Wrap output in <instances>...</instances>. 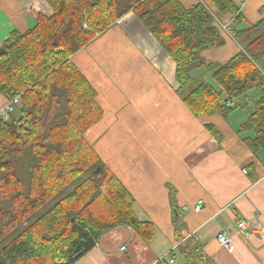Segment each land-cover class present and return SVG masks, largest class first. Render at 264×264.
<instances>
[{"label": "trees", "instance_id": "16d2710c", "mask_svg": "<svg viewBox=\"0 0 264 264\" xmlns=\"http://www.w3.org/2000/svg\"><path fill=\"white\" fill-rule=\"evenodd\" d=\"M43 1L53 14L13 31L0 54V95L18 99L21 114L0 118V264H75L119 226L153 240L154 225L136 217L134 196L86 138L104 112L94 86L71 61L130 12L175 61L178 93L196 117L228 119L248 107L241 101L249 93L259 94L239 133L252 134L244 142L253 152L264 151V22L232 33L242 50L224 64H205L199 56L222 43L218 19L245 21L233 0L192 7L179 0ZM202 69L211 71L219 90L196 83L192 72ZM182 255L187 264H203L194 241Z\"/></svg>", "mask_w": 264, "mask_h": 264}, {"label": "crops", "instance_id": "0c3cea01", "mask_svg": "<svg viewBox=\"0 0 264 264\" xmlns=\"http://www.w3.org/2000/svg\"><path fill=\"white\" fill-rule=\"evenodd\" d=\"M179 1L192 7L208 0ZM233 1L259 23L252 16L254 0ZM32 5L0 0V49L13 31L35 25ZM241 25L228 29L243 30ZM231 35L230 48L214 52L207 64H224L242 50ZM71 61L94 86L104 112L86 138L134 196L136 217L155 229L146 243L130 227H116L75 264H187L182 250L189 241L201 248L203 264H264V151L253 152L244 142L252 134L239 133L251 112L240 115L241 107L228 119L196 117L178 93L175 61L132 12ZM6 103L0 95V107ZM240 221L249 237L238 229ZM221 232L230 235L231 247L218 242Z\"/></svg>", "mask_w": 264, "mask_h": 264}, {"label": "rangeland", "instance_id": "374dc122", "mask_svg": "<svg viewBox=\"0 0 264 264\" xmlns=\"http://www.w3.org/2000/svg\"><path fill=\"white\" fill-rule=\"evenodd\" d=\"M32 1L34 2V5L31 6V9L34 12L33 13V16H34V19L35 20L37 19V16L39 14H45L47 16H50V15L53 14L52 11H51V9L48 7V5L43 0H32ZM206 4L209 5V2L206 1ZM254 4H255V6L252 8V11H253L252 16L255 15L254 16V20L256 22L258 21L259 23L262 22V21L264 22V17H263L264 16V0H254ZM214 13H216V15L218 17L222 18V16L220 15V13L217 12V10ZM244 19H245V21L243 23H241L242 24L241 26L244 29L249 28V27H251V26H253L255 24L250 19H248L245 15H244ZM219 23L221 25L229 26L231 29H234L235 28L234 25L239 24V23H235L232 26L231 22H226L225 20H223L222 22H219ZM85 27H87V26L85 25ZM220 31H221V34H222V43L218 47H216V48L207 49V50L201 51L199 53V56H200L201 60L204 61L206 64H207V61H212V59L214 57V52H218V50H220V49L227 48V46L228 47L230 46L231 42L233 43V40L229 38L230 35L233 32L231 33V31L229 29L225 30V29H223L221 27H220ZM255 35H257V33ZM211 63H215L217 65L223 64V62H220L218 60H215V61L213 60V62H211ZM259 65H260L261 69L264 71V60L261 61ZM192 76L195 79L196 83H202V82H204V83H207V84H211L213 87H215L216 89L219 90V87L217 86V84L214 82V80L212 78L211 71H209L208 69H202V70L193 71L192 72ZM258 99H259V94L256 91H253L247 97V99L245 100L248 103V107L239 109L238 110V112H239L238 114L245 115V114L248 113V111L249 112H252L253 109H254L255 102ZM20 116H21L20 109H19L18 105H15L14 112L11 113V117L12 118L13 117L19 118ZM234 121L235 120L232 119L229 122L232 123ZM21 122H23V121L21 120ZM51 205L52 204L46 205L42 209V211L40 213L45 212L46 210H48L51 207ZM38 216L39 215H37L36 217H38Z\"/></svg>", "mask_w": 264, "mask_h": 264}, {"label": "built area", "instance_id": "2783aa9c", "mask_svg": "<svg viewBox=\"0 0 264 264\" xmlns=\"http://www.w3.org/2000/svg\"><path fill=\"white\" fill-rule=\"evenodd\" d=\"M219 26L225 30L228 29V26L221 25L220 23H219ZM18 103H19V100L15 99L13 102H7L5 105L1 106L0 107V118L5 120V121H8L11 117V113L14 112L15 105H17ZM230 106H232V105H230ZM245 173H247V171H245ZM197 210H199V211L202 210V203L198 204ZM237 226H238V229L240 230V232L242 234H244L247 237L250 236V232L248 231V227H247L246 222L240 221V222H238ZM217 240L222 246H225V247H231L233 245L232 238L226 232H221L218 235ZM122 250L126 251V248L123 247Z\"/></svg>", "mask_w": 264, "mask_h": 264}, {"label": "water", "instance_id": "95a60500", "mask_svg": "<svg viewBox=\"0 0 264 264\" xmlns=\"http://www.w3.org/2000/svg\"><path fill=\"white\" fill-rule=\"evenodd\" d=\"M3 52H4V50L1 48V49H0V54L3 53Z\"/></svg>", "mask_w": 264, "mask_h": 264}]
</instances>
